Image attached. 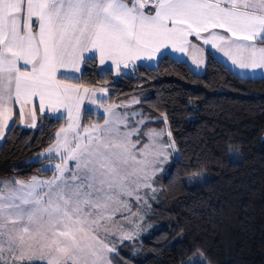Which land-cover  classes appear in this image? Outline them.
I'll use <instances>...</instances> for the list:
<instances>
[{"label": "snow or ice", "instance_id": "snow-or-ice-1", "mask_svg": "<svg viewBox=\"0 0 264 264\" xmlns=\"http://www.w3.org/2000/svg\"><path fill=\"white\" fill-rule=\"evenodd\" d=\"M205 46L264 80V0H0V141L17 121H64L35 158L56 161L40 169L50 178L0 180V264H127L125 242L144 231L178 149L169 128L151 127L167 126L166 112L104 100L109 89L86 86L83 69L98 61L123 77L168 52L200 67ZM85 100L100 120L83 123ZM182 264L209 262L194 244Z\"/></svg>", "mask_w": 264, "mask_h": 264}, {"label": "trees", "instance_id": "trees-1", "mask_svg": "<svg viewBox=\"0 0 264 264\" xmlns=\"http://www.w3.org/2000/svg\"><path fill=\"white\" fill-rule=\"evenodd\" d=\"M167 57L118 78L101 73L98 62L83 69L86 86L108 88L112 103L135 96L142 103L134 107L145 115L166 112L169 124L155 119L151 127L169 128L178 149L155 185L158 199L151 202L149 222L157 228L126 242L122 255L127 264H179L195 244L209 264H264V80L240 75L212 52L203 74ZM40 120L36 129L17 121L2 141L0 179L51 175L32 159L50 146L64 121ZM97 120L86 112L82 121ZM197 173L207 179L188 184ZM179 234L183 238L175 241Z\"/></svg>", "mask_w": 264, "mask_h": 264}, {"label": "crops", "instance_id": "crops-1", "mask_svg": "<svg viewBox=\"0 0 264 264\" xmlns=\"http://www.w3.org/2000/svg\"><path fill=\"white\" fill-rule=\"evenodd\" d=\"M207 52H212L213 55L216 56L221 62H223L225 65H227L228 67H230L232 70L238 72L242 76H249V77H253V78H261L262 77V73L260 72V70H257L256 73H251V72L245 73V72H242V70L237 69L235 66H233L231 64V62L228 61L227 58L223 56L222 53L216 52L214 49H211L209 46H205V51L203 52V61L204 62H203V64L200 67H197L195 64L192 63V57L191 56H184L183 54H180V53H171V52H168L167 53V56H170L173 59H176V60H179V61L186 62L187 65L192 70V72H194L195 74H203L205 72V67H206V56H207ZM136 63L138 65H140V66L154 67V66L157 65L158 62L157 61H152V62H148V61H138ZM98 68H99V71L101 73L104 72L103 69H102V66H100L99 63H98ZM131 71H132V69L125 70V75H127ZM112 74L117 78V76L115 75V72H112ZM103 99H105V97H103ZM91 105L92 104H89V102L87 100H85L84 105H83V108L84 109H89V106H91ZM49 117L51 118V114H49ZM83 117H84V115H83ZM83 117H82V120H83ZM40 119H41V117L38 118V120H37V126L35 128L26 127L24 124H21L20 122H19V125L22 128H24V129H36V128H38L40 126V122H41ZM1 143H2V141H0V144Z\"/></svg>", "mask_w": 264, "mask_h": 264}, {"label": "rangeland", "instance_id": "rangeland-1", "mask_svg": "<svg viewBox=\"0 0 264 264\" xmlns=\"http://www.w3.org/2000/svg\"><path fill=\"white\" fill-rule=\"evenodd\" d=\"M103 73H104V72H103ZM117 78H118V77H117ZM108 99H109V96H106L104 100H108ZM89 109L91 110L92 113H94V114L97 115V118L100 117V115H101V113H102V110L99 109V108H97L96 105H91V106H89ZM101 123H102V122H101ZM155 130H156V131H160V130H157V129H155ZM164 139L166 140L167 137L165 136ZM44 151H45V150H44ZM42 152H43V151H42ZM42 152H40V153H42ZM40 153H38L37 155H35L34 158H33L32 160H33V161H37L35 158H36L37 156H39ZM175 156H176V153H174L172 157L174 158ZM172 157H171V158H172ZM171 158H170V159H171ZM55 162H56L55 160L44 161V162L42 163V168L46 167V166L49 165V164H54ZM50 176H51V175H49V176H44V177H42V176H38V177H41V178H43V179H47V178H50ZM206 179H207V177H206L205 173H197V174H194V175L190 176V177L188 178V180H187V183L191 185V184H194V183H196V182H202V181H205ZM0 180H7V179H0ZM158 191H159V189L157 188V193H158ZM151 202H152V201H150V203H151ZM151 212H152V209H151V208H150V209H147V215L145 216V221H146V223H145L144 231L141 233L140 238L137 239L136 241H140L142 238L147 237L149 234H151L152 231H154V230L157 228L153 223L149 222V215H150ZM141 214L143 215L144 213L141 212ZM182 238H183V235H182V234H179V235H177V236L174 238V240H175V241H179V240H181ZM126 242H129V241H126ZM126 242H125V243H126ZM179 264H182V262L179 263Z\"/></svg>", "mask_w": 264, "mask_h": 264}]
</instances>
